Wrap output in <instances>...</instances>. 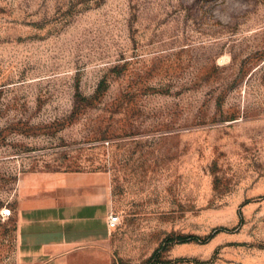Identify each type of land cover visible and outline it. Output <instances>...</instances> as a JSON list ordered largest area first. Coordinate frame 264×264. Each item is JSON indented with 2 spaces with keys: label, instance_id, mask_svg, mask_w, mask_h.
<instances>
[{
  "label": "rangeland",
  "instance_id": "1",
  "mask_svg": "<svg viewBox=\"0 0 264 264\" xmlns=\"http://www.w3.org/2000/svg\"><path fill=\"white\" fill-rule=\"evenodd\" d=\"M85 197L65 264H264V0H0V264Z\"/></svg>",
  "mask_w": 264,
  "mask_h": 264
},
{
  "label": "crops",
  "instance_id": "2",
  "mask_svg": "<svg viewBox=\"0 0 264 264\" xmlns=\"http://www.w3.org/2000/svg\"><path fill=\"white\" fill-rule=\"evenodd\" d=\"M107 209L87 197L67 203L22 207L18 235L23 244V264H65L74 248L107 236Z\"/></svg>",
  "mask_w": 264,
  "mask_h": 264
},
{
  "label": "built area",
  "instance_id": "3",
  "mask_svg": "<svg viewBox=\"0 0 264 264\" xmlns=\"http://www.w3.org/2000/svg\"><path fill=\"white\" fill-rule=\"evenodd\" d=\"M10 211L8 209H2L0 210V219H6L9 217ZM118 223V217L116 216L115 213L113 212H108L106 216V228L107 229H112L114 228Z\"/></svg>",
  "mask_w": 264,
  "mask_h": 264
}]
</instances>
